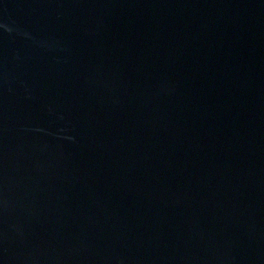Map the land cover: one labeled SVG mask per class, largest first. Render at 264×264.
<instances>
[{
    "label": "water",
    "instance_id": "95a60500",
    "mask_svg": "<svg viewBox=\"0 0 264 264\" xmlns=\"http://www.w3.org/2000/svg\"><path fill=\"white\" fill-rule=\"evenodd\" d=\"M0 264H264V0H0Z\"/></svg>",
    "mask_w": 264,
    "mask_h": 264
}]
</instances>
